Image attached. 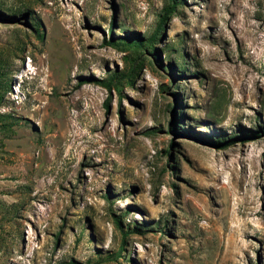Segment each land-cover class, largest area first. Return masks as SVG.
Segmentation results:
<instances>
[{"label": "rangeland", "instance_id": "1", "mask_svg": "<svg viewBox=\"0 0 264 264\" xmlns=\"http://www.w3.org/2000/svg\"><path fill=\"white\" fill-rule=\"evenodd\" d=\"M164 5L0 0V264H264V0H185L157 44L173 71L100 86L129 68L111 29L149 37Z\"/></svg>", "mask_w": 264, "mask_h": 264}, {"label": "trees", "instance_id": "2", "mask_svg": "<svg viewBox=\"0 0 264 264\" xmlns=\"http://www.w3.org/2000/svg\"><path fill=\"white\" fill-rule=\"evenodd\" d=\"M185 4V0H165V5L159 15L160 21L158 25V29L149 37H141L135 33H129L124 35L121 38L115 39L112 33V29L110 32L111 39L107 41L106 44L115 48L121 49L123 52L129 53L130 56L126 57L129 68L127 70L121 72H113L106 79L96 80L100 86L104 87L108 91L115 90L116 92H122L123 88L126 86H132L139 75L140 71L144 67L145 62H148L149 57H151L152 62H156L162 68L172 72L174 66L171 62L168 65H164L161 60L159 49L157 48L158 41L160 40L161 35L163 34V30L165 29L166 24L171 19V17L176 14L178 9ZM36 31L39 37H43L40 30V25L38 24L36 27ZM150 62V61H149ZM6 66L0 62V108L3 106L4 101L9 93H11V84L9 83L8 74L5 72ZM178 103V95L175 94ZM109 106V103L106 104ZM172 114L174 115L175 122H178V118L176 117V109L172 110ZM11 115L6 113H0V126L3 128H11L14 126V123H10ZM173 125L171 129L178 130V124ZM207 142L209 145L214 146L216 148L222 149L230 146L234 140L228 141H218L212 139H202ZM207 140V141H206ZM124 216L116 217L114 223L117 228L122 233V247L119 250L117 256H113V259L118 260L119 256H122V252L125 248V244L127 243V239L131 236L132 233L138 232L137 224L134 223L132 225H124ZM104 259H101L96 262H88L86 264H103ZM69 264H83L76 261H72Z\"/></svg>", "mask_w": 264, "mask_h": 264}]
</instances>
